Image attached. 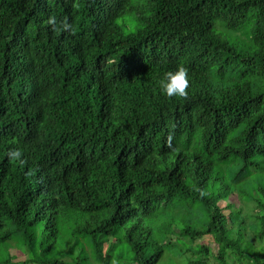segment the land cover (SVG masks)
Returning a JSON list of instances; mask_svg holds the SVG:
<instances>
[{
	"label": "trees",
	"instance_id": "obj_1",
	"mask_svg": "<svg viewBox=\"0 0 264 264\" xmlns=\"http://www.w3.org/2000/svg\"><path fill=\"white\" fill-rule=\"evenodd\" d=\"M0 264H264V0H0Z\"/></svg>",
	"mask_w": 264,
	"mask_h": 264
},
{
	"label": "clouds",
	"instance_id": "obj_2",
	"mask_svg": "<svg viewBox=\"0 0 264 264\" xmlns=\"http://www.w3.org/2000/svg\"><path fill=\"white\" fill-rule=\"evenodd\" d=\"M49 22L53 25H59L62 29H71V24L67 19L57 20L56 16H52ZM188 68L183 64H178L175 69L165 71L159 80L160 90L168 97H187V89L189 87ZM172 133H169L168 139L171 141ZM12 159H20L22 153L19 149L9 150L7 153Z\"/></svg>",
	"mask_w": 264,
	"mask_h": 264
},
{
	"label": "rangeland",
	"instance_id": "obj_3",
	"mask_svg": "<svg viewBox=\"0 0 264 264\" xmlns=\"http://www.w3.org/2000/svg\"><path fill=\"white\" fill-rule=\"evenodd\" d=\"M131 22H133V16L129 13H125L123 17H121L119 20H118V23L121 27L124 26V23H127V24H130ZM245 213H248L250 212V210L252 209L251 205L247 204L246 205V208H245ZM174 237H171L170 238V241H173ZM195 244H202V245H207V247L209 248V250H211L213 253H218L219 249L217 248V245L216 243L213 241V239L210 237V236H204L200 239H196V241L194 242V244L192 245H195ZM120 245V244H119ZM126 245V244H124ZM127 246V245H126ZM125 249H127V247H125ZM14 249L11 250V253H14ZM20 258H18L17 260H20Z\"/></svg>",
	"mask_w": 264,
	"mask_h": 264
}]
</instances>
